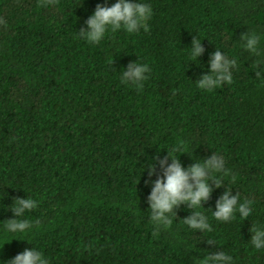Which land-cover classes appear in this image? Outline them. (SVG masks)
<instances>
[{"label":"trees","instance_id":"trees-1","mask_svg":"<svg viewBox=\"0 0 264 264\" xmlns=\"http://www.w3.org/2000/svg\"><path fill=\"white\" fill-rule=\"evenodd\" d=\"M114 2L0 0V264L32 246L48 264H196L218 250L264 264L249 231L264 226V0H141L147 32L88 42L84 21ZM245 31L259 56L240 47ZM193 37L205 49L195 62ZM216 49L237 61L232 80L201 90ZM136 60L149 68L139 88L119 72ZM167 150L185 167L224 159L223 185L197 209L210 231L183 223L186 204L167 228L150 220L146 166ZM225 187L252 201L246 219L212 217ZM26 196L32 229L6 233L10 205Z\"/></svg>","mask_w":264,"mask_h":264},{"label":"clouds","instance_id":"clouds-1","mask_svg":"<svg viewBox=\"0 0 264 264\" xmlns=\"http://www.w3.org/2000/svg\"><path fill=\"white\" fill-rule=\"evenodd\" d=\"M151 16V6L141 0H115L110 5L98 3L93 13L84 21V26L81 27L79 33L88 42L97 43L104 38L109 30L115 32L123 28L128 33H135L143 29L147 32L149 30L147 21ZM239 41L240 47L244 51L260 55L259 37L255 32L241 33ZM204 51L201 40L193 37L188 53L191 61L198 60ZM208 64L210 67L207 73L195 81L199 89L210 91L222 83L231 82L233 70L237 65L234 58H230L222 50L216 49L215 52L209 54ZM261 64H264V61H261ZM119 72L122 82L139 88L147 80L146 73L149 72V68L147 64L136 60L129 62ZM262 74L264 73L257 72L258 76ZM177 150L179 149L173 151ZM153 160L155 163L149 162L146 166L149 179L145 181L150 187L146 202L149 206V218L152 223L157 227L167 228L172 223L174 209L186 204L189 209H192V212L183 218V223L196 231H210L208 217L197 209L203 208V203L208 201L213 192V185L216 188L223 185L219 179L215 178V174L224 171V159L220 155L212 153L204 159L193 157L194 162L185 167L182 166L179 156L171 155L167 150V155L163 158L156 155ZM154 175L156 178L152 179ZM251 204L252 201L242 198L238 191L233 194L231 188L225 187L216 200L211 215L216 220L225 222L231 220L236 214L241 219H246L252 212ZM35 207L36 201L29 196L15 198L10 205L13 218L5 220V232L13 235L27 234L33 225L24 217ZM249 231L251 246L257 250L264 249V226L252 225ZM232 261L233 257L230 254L218 250L208 252L203 258H198L196 264H232ZM3 262L4 264H48V260L42 252L33 246L26 247L22 252Z\"/></svg>","mask_w":264,"mask_h":264}]
</instances>
